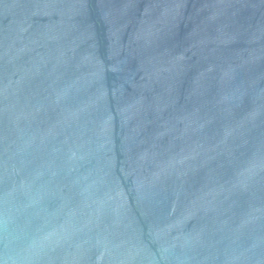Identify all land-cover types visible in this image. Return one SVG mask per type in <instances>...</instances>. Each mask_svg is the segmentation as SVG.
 Returning a JSON list of instances; mask_svg holds the SVG:
<instances>
[{
	"label": "water",
	"instance_id": "water-1",
	"mask_svg": "<svg viewBox=\"0 0 264 264\" xmlns=\"http://www.w3.org/2000/svg\"><path fill=\"white\" fill-rule=\"evenodd\" d=\"M0 264H264V0H0Z\"/></svg>",
	"mask_w": 264,
	"mask_h": 264
}]
</instances>
